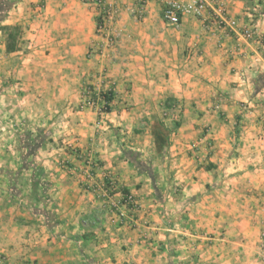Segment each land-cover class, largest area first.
Instances as JSON below:
<instances>
[{"label":"crops","instance_id":"0c3cea01","mask_svg":"<svg viewBox=\"0 0 264 264\" xmlns=\"http://www.w3.org/2000/svg\"><path fill=\"white\" fill-rule=\"evenodd\" d=\"M6 1L0 28L19 37L6 53L0 31L2 111L8 132L37 145L27 160L47 185L44 204L25 206L30 187H0V258L264 264V0H221L224 23L213 6L177 27L155 0L139 19L132 0H103L114 15L102 32V10L80 0ZM87 87L112 91L109 113L82 105ZM154 120L179 124L163 157ZM106 179L118 209L98 190Z\"/></svg>","mask_w":264,"mask_h":264},{"label":"built area","instance_id":"2783aa9c","mask_svg":"<svg viewBox=\"0 0 264 264\" xmlns=\"http://www.w3.org/2000/svg\"><path fill=\"white\" fill-rule=\"evenodd\" d=\"M152 0H132L134 3V7L130 9V13L135 15L138 19L142 17L146 4ZM160 4L162 20L165 24L172 27H177L180 23V20L184 16H191L193 18H203L204 14L208 9H211L213 6L215 7L216 15L222 23H224L223 15L225 13L224 5L221 0H155ZM83 4L95 6L102 10L101 15L103 18L98 22L97 31L102 32L104 30L105 24L111 21L114 12L112 9L104 5L103 0H80ZM230 26H234L235 22H230ZM242 36L247 39H251L255 36L254 30L252 28H245ZM84 107L92 109L96 111L99 115L106 114V105L103 102L101 97V92L92 89L91 87H87L84 90L83 94V104ZM84 165L88 169V179L91 178L90 169L93 166V162L91 159H86L84 161ZM87 179V180H88ZM110 185L107 187V190L104 187V184L100 185L101 194L105 198L107 202H109L110 206L113 209H118L120 206V202H115L112 200V196L108 195L107 192L113 193V195L117 192L116 183L109 179ZM107 191V192H106ZM122 206H131V210H135L137 208V203L133 199V197L128 196L124 197ZM264 240V234L261 235ZM1 264H6L1 263Z\"/></svg>","mask_w":264,"mask_h":264},{"label":"trees","instance_id":"16d2710c","mask_svg":"<svg viewBox=\"0 0 264 264\" xmlns=\"http://www.w3.org/2000/svg\"><path fill=\"white\" fill-rule=\"evenodd\" d=\"M10 7V3H8V1L6 0H0V8H2V10H8ZM0 31L5 35V51L6 53H11L14 52L17 49V43H18V37H19V28L18 27H6L3 26L0 28ZM101 97L103 99V102L106 105V113L110 112V104L113 101L114 95L112 93V91H105V92H101ZM179 126L178 122H174L173 126H172V130H175L177 127ZM171 129L167 128L163 122L159 121V120H154L152 126H151V137L153 139V146H154V150L155 153L158 157H163L166 154V150L169 146V138L172 134ZM26 142V139L23 138V143H22V147H24V155L21 158V164H22V168L24 170H33V176L31 177V193L34 196V201L36 203H42L44 204L45 202L44 200V195H45V190H46V183L43 181V171L41 168L35 166L33 163L31 164L30 161H28V157L30 156H34V152L36 151L35 149H37V145H33L31 143H24ZM27 150V151H26ZM130 155V154H129ZM130 157L134 158L133 155H130ZM28 161V162H27ZM94 165L95 163L93 162V166L90 169V173L93 174L92 172L94 171ZM151 173V172H150ZM104 187L107 190V187L110 185V181L109 179H106L103 181ZM107 192V191H106ZM108 195L106 196H113V193H111L110 191L107 192ZM123 193V192H122ZM124 194V197H128L129 195ZM159 195V193H158ZM124 197L121 199V203H123V199ZM129 209H131V206H127ZM41 214H44V212L42 211Z\"/></svg>","mask_w":264,"mask_h":264},{"label":"rangeland","instance_id":"374dc122","mask_svg":"<svg viewBox=\"0 0 264 264\" xmlns=\"http://www.w3.org/2000/svg\"><path fill=\"white\" fill-rule=\"evenodd\" d=\"M3 102H0V187H6V186H10V185H13L11 187H17L19 188V191H23V193L25 192V189L27 187H30L31 188V185H32V180L30 178V174L29 173H24V176L23 177H18V175H16L18 169L22 168V165H20L19 162L18 163V158L20 159L21 161V156L25 153L24 152V147H22V143H23V137L19 138L18 137V132H16V130L14 129H10L9 132H8V129L6 128V119H4V113H3ZM13 118V116L11 117V119ZM9 133V134H8ZM7 135L8 138H7ZM26 143V142H24ZM149 155V154H148ZM9 156V164H10V167L7 166L6 167V163H7V159ZM150 161H151V165H152V157L151 155H149V158ZM28 162V161H27ZM30 163L32 164V158H30ZM19 164L20 166L18 167ZM155 164V168L154 169H158V167L160 166L159 162L158 161H154ZM9 168V169H7ZM11 171L12 175H14L13 177L12 176H7V174L5 175L6 171ZM28 170V169H27ZM31 170V169H30ZM28 189V194H25L23 195V197L20 198V200L22 201V204L25 206V205H28L30 203H36L34 201V196L33 194L30 192L31 189ZM14 192H12V195H13ZM1 193H0V198H1ZM14 198H16L15 194L13 195ZM13 200L15 199H12V203H13ZM1 203V202H0ZM57 246H60L59 243H56ZM41 254H43L41 252ZM44 257V254L40 256V258H43ZM64 258L61 257L60 259L58 260H53L51 258V261L50 263H48L49 260H47V262L45 263V261H40V264H62ZM34 261L33 258H28V261H24L23 264H32ZM6 263L7 264V261L5 258H0V264L1 263ZM37 260L35 261L34 264H36Z\"/></svg>","mask_w":264,"mask_h":264}]
</instances>
